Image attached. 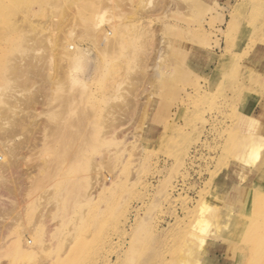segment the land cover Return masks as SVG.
I'll return each mask as SVG.
<instances>
[{
	"label": "rangeland",
	"instance_id": "rangeland-1",
	"mask_svg": "<svg viewBox=\"0 0 264 264\" xmlns=\"http://www.w3.org/2000/svg\"><path fill=\"white\" fill-rule=\"evenodd\" d=\"M263 106L264 0H0V264H264Z\"/></svg>",
	"mask_w": 264,
	"mask_h": 264
},
{
	"label": "bare ground",
	"instance_id": "bare-ground-1",
	"mask_svg": "<svg viewBox=\"0 0 264 264\" xmlns=\"http://www.w3.org/2000/svg\"><path fill=\"white\" fill-rule=\"evenodd\" d=\"M229 25H230V23H229ZM217 50L221 51V42L219 43ZM215 54H216V56L213 57V60L215 61V65L212 64L214 66V68L211 67V69H210L211 70L210 71V75H211L210 81H213V80L216 79V81L219 82V81L222 80V78L220 76V74H222L221 72L222 71L223 72H226L227 61L225 59L221 58V57H224V54L223 53H220V54L219 53H215ZM198 93H200L199 90H198L197 94ZM261 112H262V114L264 113V106L262 107V110L260 111V114H261ZM257 116H259V114L258 113L256 114V113L253 112V114H251L250 116H246V120H250V119L256 118ZM239 122H240V117H238V123ZM200 148H201V145H197L194 148V150H191L190 151V155H189V158H188L189 159V163H195L194 160L197 157V155L200 156V152H199L200 151ZM212 157H214V156H212ZM187 178H188V176H187ZM184 182H185V179L184 178L176 180L175 181V185H176L175 188H178L179 190H181L185 186V183ZM256 200H258V201L260 200V194H258L256 196ZM261 202L264 203V199H262ZM201 228L203 229L202 230V232H203V231H206L207 226H205V224H203ZM227 237L230 238L231 236L227 235ZM136 246H137V244L134 245V248ZM150 257L148 256V259ZM121 258H122L121 257V254L118 253V252H116V254H115V259L116 260H115V262H117V264L121 261Z\"/></svg>",
	"mask_w": 264,
	"mask_h": 264
}]
</instances>
